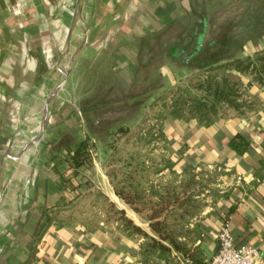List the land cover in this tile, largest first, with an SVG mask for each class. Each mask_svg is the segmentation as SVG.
<instances>
[{
  "label": "trees",
  "instance_id": "1",
  "mask_svg": "<svg viewBox=\"0 0 264 264\" xmlns=\"http://www.w3.org/2000/svg\"><path fill=\"white\" fill-rule=\"evenodd\" d=\"M55 2L52 5L46 0H0V119L3 114L18 112L23 96L19 88L41 74L37 69L39 62L37 66L29 65L30 47H40L48 54L41 63V66L47 65L60 30H67L64 28L69 25V14L63 9L68 1ZM214 3L217 8L210 9L212 5L209 7L207 0H201L198 7L190 9L189 23L177 29H171L178 19L173 14L163 17L157 28L146 27L138 48L146 51L147 56L138 63L141 51L138 49L136 71L129 81L112 63L106 68L101 64L95 66L98 71L81 73L77 95L88 132L78 138L74 128H69L60 133L58 139L42 140L41 152L49 150L47 164L53 161L50 168L55 173L54 178H44V192L64 201L66 207L57 209L56 216H50L47 206L42 211L43 220L60 224L77 221L92 227L99 221L107 226L114 224L128 236L145 238L140 247V254L145 258L156 250L162 254L168 251V246L160 240L174 248L182 247L184 241L177 237L181 236V226L190 216L189 207L194 205L188 188L196 174L190 163L192 158L186 155V145L175 146L168 128L170 125L180 128L192 121L206 127L223 118L244 116L258 105L256 94H252L255 92L250 93L248 88L254 86L264 92V0ZM38 13L45 16L47 22L42 21ZM125 25L118 23L117 28L128 32L130 27ZM47 29L55 43L45 37ZM39 32L44 34L38 38ZM146 41L149 43L145 50ZM105 47V51L111 52L112 62H122L115 52L122 51L121 44ZM188 48L184 63L179 65V52ZM124 51L129 54L127 49ZM125 60L131 61L132 57ZM162 61L173 67L178 63V68L174 67L176 71L181 70L179 66L185 67L187 76L181 82H174L172 76L165 79L157 72ZM84 66L81 60L77 70L81 71ZM138 66L144 70H139ZM231 72L244 76L245 83ZM159 90L161 94L157 93ZM4 133L0 127V134ZM96 143L103 144V171L115 194L149 222L158 239L133 223L95 183L90 184L94 186V194L82 191L86 182L82 183L78 175L90 166ZM226 144L240 154L246 149L247 140L241 133H235ZM60 161H66V169L55 167ZM35 178L36 175L27 187L32 192L39 188ZM30 206L25 198L20 217ZM61 211L68 214L61 218ZM13 229L17 231L18 225ZM4 235L6 237H0V246L7 238H12L10 232Z\"/></svg>",
  "mask_w": 264,
  "mask_h": 264
},
{
  "label": "crops",
  "instance_id": "2",
  "mask_svg": "<svg viewBox=\"0 0 264 264\" xmlns=\"http://www.w3.org/2000/svg\"><path fill=\"white\" fill-rule=\"evenodd\" d=\"M98 1L95 10L101 14L103 22L108 21L106 25H109V28L95 32L92 36L93 39L103 48V52H107V56L111 53L105 51L107 44H121L122 51H115L122 60L121 64H130L135 67L139 51L133 49L134 47L131 45V41L126 38L125 33L130 34L136 28L139 33L140 29L143 33L146 27L157 28L163 17L167 16L165 15L167 12L160 11L158 13L153 10L151 0ZM75 4L76 0H70V3L64 4L63 10H67L69 22ZM91 8L94 10V0L91 1ZM38 16L42 21L46 20L42 14L38 13ZM62 17L63 11L61 12ZM118 23L126 24L125 26H129L130 30L128 32L119 30ZM64 29L66 30L67 27ZM46 33L45 37L54 40L55 43L51 31L47 29ZM43 34L44 32H39L38 38ZM65 35V32L60 30L61 46L64 43ZM121 37L122 39H120ZM43 39L44 37L40 41ZM56 45L55 43L54 52ZM123 47L129 54L124 51ZM30 48L32 56L28 61L29 65L37 66L39 62L37 69L41 72L40 68L43 67L41 63L48 57V54L42 52L40 47ZM128 57H132V60L126 61L125 58L128 59ZM123 68L118 71L122 76H124L121 73ZM41 76L28 84L35 83ZM254 91L258 105L244 116L223 118L206 127L197 126L193 121L180 128L170 125L167 130L173 138L175 146L186 145V155L192 158L190 163L195 169L198 166L202 167L204 174L209 175L210 184L213 187L210 188L212 192L205 199V205L196 215L189 216L187 222L182 224L181 236L177 237L178 240L184 241L182 247L174 248L165 240H160L162 244L168 246V251L162 254L156 250L145 258L140 254V247L145 238L128 236L122 230L116 229L114 224L107 226L99 221L96 227H92L77 221L60 224L55 220H43L42 211L47 206L50 216H56L57 209L62 210L66 207L63 206L64 201L51 198L44 192V178H54L55 173L50 168L54 163L50 161L49 164L46 163L48 171L46 176H41L42 160L44 159L43 152H41L38 171L35 174L36 177L40 176L36 180V184L39 183L38 191L32 192L31 189H26L24 195L31 203L30 208L23 217H20L21 206L18 207L16 203V212L12 214L11 209L6 215L8 217L5 216V219L10 220V223L5 232L0 233V237H6L4 234L10 232L12 238H7V242L0 246V264H182L184 259H187L189 264H204L214 254L215 236L223 220L228 222L234 243L255 245L258 250L257 264H264V92L258 91L256 87ZM57 103V107H54H59V114L51 120L49 118L51 125L48 129V136L45 132L48 139L55 137L58 139L59 134L65 129L74 128L67 124L68 118H78V125L84 118L81 112L72 107L70 110L67 107H60V103H62L60 98ZM74 110L78 113V117L73 115ZM11 115L3 114L0 119V127L5 131L4 134H0V144L2 145L0 155L4 150V140L8 137L6 134H11L9 127ZM235 133H241L247 140V147L240 154L235 153L226 144L227 140ZM80 134L82 133L79 132ZM11 143L13 144L9 147L11 153L6 157L3 166V173L6 175L3 185L6 184L10 176L6 173L11 170L15 158L18 156L15 133ZM59 153L62 152L59 151ZM55 167L63 170L67 168V163L60 161V164ZM104 178L106 190L100 181L95 183L96 187L117 208L124 210L125 215L133 223L145 230L151 237L158 239L151 231L149 222L115 194L105 173ZM120 203L122 206H119ZM126 209L129 210L128 213H126ZM67 214L68 212L61 211L59 216L64 218ZM15 224L19 227L17 231L13 229Z\"/></svg>",
  "mask_w": 264,
  "mask_h": 264
},
{
  "label": "rangeland",
  "instance_id": "3",
  "mask_svg": "<svg viewBox=\"0 0 264 264\" xmlns=\"http://www.w3.org/2000/svg\"><path fill=\"white\" fill-rule=\"evenodd\" d=\"M13 0H10V2H12ZM211 1V2H210ZM46 2H49L50 4L54 5L56 2L55 0H46ZM97 2H99L98 0H94V10L93 8H90V17L87 18L84 22V26H83V31L82 34L79 38V44L78 47L76 49V52L74 54V56L71 59V62L69 64L68 67V74L66 76V80L64 82V84L62 85V88L60 89V92L58 94V97L56 99V101L54 102L53 106H52V110H51V114L48 117L49 118H55L57 117V114H59V110L57 107V100L60 98V100L62 101V103H60V107L64 108L67 107L70 110V107H72L73 109H76L80 112V108H79V102H80V98H77L78 95V91L81 88L79 80L80 78H82V72L83 71H98L95 66H99L101 64L102 68H106L108 67V64L112 63L114 64V66L116 67V69L122 70L121 68H123V72H121L125 79L127 81L130 80L131 78V74L133 72L136 71L134 65H127V64H121V63H114L113 58L111 57V55H106L105 52H103V48H101V46L99 45V43H97L94 39H93V35L94 33L98 32V31H102L105 29L109 28V25L107 26V22L108 21H102V17L101 14L99 12H97L95 9H97ZM201 2V0H151L152 6H153V10H155L156 12L160 13L161 12H167L165 15L167 16H172L173 15H177L176 22L172 25L171 29H177L179 28L182 24H188L190 21V9L192 8H196L198 7L199 3ZM218 3V0H207V4L210 7L212 5V8L216 9V5H214L215 3ZM223 5V4H222ZM226 6V5H225ZM231 6V5H230ZM91 7V6H90ZM151 15V14H150ZM111 23V22H110ZM109 23V24H110ZM137 29V28H136ZM136 29H134V31H132L130 34H126L125 36L128 40H130L131 45L134 47L133 49L135 50H140L139 52V56L138 57V63H142L145 59V57L147 56V52L142 50V48H138L139 47V42L140 40H142L141 38V29H140V33L138 31H136ZM67 31V30H66ZM65 31V34H66ZM122 39V37L120 38ZM149 43V41H146L144 43L145 47L144 49L146 50V46ZM56 49L55 52L53 53V55L50 57V62L48 65H44L41 68V74L42 75L35 83H31V84H24V86L19 88V91L23 92V96L20 100V111L18 110V112L16 114H13L10 116L9 118V127L11 129V134L10 136L7 137V139L4 140V150L2 152V154L0 155V160H2V157L4 156L5 152L7 151L12 137L17 129V126H19V122L23 116V108H22V103L24 101V99L27 97L28 94H30L31 90L33 89L34 85L39 82L41 79L44 78V76L50 71V68L53 66V64L57 61H59L60 57H61V40L58 37V40L56 42ZM151 44V43H150ZM132 48V47H131ZM189 48L185 51V52H179V65H182V63H184L183 60H185V57L188 55L189 52ZM250 51H253L252 47L250 48ZM73 54V53H72ZM81 59H83V62L85 63L84 68H80L81 71L77 70L76 68H78L79 65H77ZM54 61V62H53ZM169 62V61H168ZM176 68H178V63H175ZM173 67L170 63H166V62H161L160 65L157 67V72L158 74L164 75V77H166L165 79L169 80V77L172 76L171 79H173L174 82H181L182 80H184V77L187 76V71L186 69H184L185 67L179 66L181 68V70H174ZM139 70H144V68L138 66ZM138 70V71H139ZM171 70L173 71L171 73ZM78 71V72H77ZM236 78H239L242 83H245V77L244 76H240L237 75L233 72H231ZM172 74V75H171ZM86 78L90 79L89 75H86ZM264 80V79H263ZM254 86L249 87L248 91L251 92H255L254 91ZM162 90H159L157 93H160ZM248 91L246 92V96L249 94ZM156 93V94H157ZM161 94V93H160ZM252 94H256V93H252ZM248 97V96H247ZM57 103V104H56ZM147 104H145L146 106ZM55 106V107H54ZM20 112V113H19ZM73 115H76L78 117V113H76V111L74 110ZM80 116V115H79ZM46 122V126H45V131L42 137V140L44 138H47L48 136V129L49 126L51 125V121L50 122ZM68 125L74 126V130L77 131L76 132V136L81 137L83 136V134H86L88 132L87 130V125L84 120V118H82V122H80L81 124L78 125L79 121L78 118H68ZM73 131V130H72ZM45 132H47V136L45 135ZM64 132H67L66 129L64 130ZM79 132L82 133L79 135ZM69 139V138H68ZM71 140V139H69ZM43 142V141H42ZM91 142L94 144L93 138L91 137ZM49 150L44 149L43 150V156L44 159L42 160V171L40 172L41 176L44 177L46 176L47 171V165L46 163H48V152ZM105 155L103 154V144L101 143H97L96 144V150H92V156H91V161H90V166L85 169L82 173H80L78 175L79 180H81L82 183H85V186H82V191L85 194H94V186H90V184L92 183L94 185V183L96 182H101V184L104 186V190H106V183L105 182V178H104V171H103V163H104V157ZM41 159V158H40ZM37 167H39V164L37 165ZM38 171V170H37ZM34 173V175L36 174V172ZM10 172V171H9ZM9 172H7L6 174H8ZM193 172L196 174V177H193V183L191 185H189V192L193 194V200H194V205L189 207V212L190 216L191 215H196V213L199 212V210L203 207V205H205V199L208 197V195L212 192L210 190V188L212 189L213 187H211V180L209 178V175L206 173L204 174V170L202 169L201 166H198L197 169H193ZM40 176H37L35 178V181L39 178ZM14 207H12V214H14L15 212V207H16V200L14 201ZM22 205V204H21ZM20 205V206H21ZM19 206V207H20ZM119 206H122V204L120 203ZM127 210V209H126ZM129 210H127L126 213H128ZM189 218V216H188ZM136 222H138L137 220H135ZM184 220H182L183 222ZM9 223H6V225H4V229L2 230V233L5 232V230L7 229V227L9 226Z\"/></svg>",
  "mask_w": 264,
  "mask_h": 264
},
{
  "label": "bare ground",
  "instance_id": "4",
  "mask_svg": "<svg viewBox=\"0 0 264 264\" xmlns=\"http://www.w3.org/2000/svg\"><path fill=\"white\" fill-rule=\"evenodd\" d=\"M91 1L76 0L59 61L55 62L44 78L34 85L22 103L24 113L19 122V128L17 126L15 131L18 156L15 158L11 170H9L8 176L9 174L10 176L5 185L3 183L6 175L3 173V166L6 157L11 153L9 147L12 143H10L0 164V233L4 229V225L10 222V220L5 219V216L12 209L14 201L16 200L18 207L23 203L25 191L31 183L35 171L38 170L37 165L42 151V138L39 139V136L42 128L46 126V122L43 121L45 101L62 80L64 72L68 69L76 52L84 22L90 17Z\"/></svg>",
  "mask_w": 264,
  "mask_h": 264
},
{
  "label": "built area",
  "instance_id": "5",
  "mask_svg": "<svg viewBox=\"0 0 264 264\" xmlns=\"http://www.w3.org/2000/svg\"><path fill=\"white\" fill-rule=\"evenodd\" d=\"M217 251L204 264H257L258 250L249 243L235 244L227 220H223L215 236ZM182 264H189L184 259Z\"/></svg>",
  "mask_w": 264,
  "mask_h": 264
},
{
  "label": "water",
  "instance_id": "6",
  "mask_svg": "<svg viewBox=\"0 0 264 264\" xmlns=\"http://www.w3.org/2000/svg\"><path fill=\"white\" fill-rule=\"evenodd\" d=\"M67 1H68V3H70V0H67ZM66 12H67V10H66ZM67 74H68V69L64 72L63 78L60 81V83L57 85V87L55 88V90H53V92L49 95V97L45 101V105H44V115H43V121L44 122H47L48 117L50 116V113H51V110H52V106H53L54 100H55L58 92L62 88V85L64 84V82L66 80ZM44 131H45V128L43 127L42 128L41 135L39 136V139H41L43 137ZM0 164H1V162H0ZM0 178H1V173H0ZM217 249H218V245L216 244L215 249H214V253L217 251Z\"/></svg>",
  "mask_w": 264,
  "mask_h": 264
}]
</instances>
